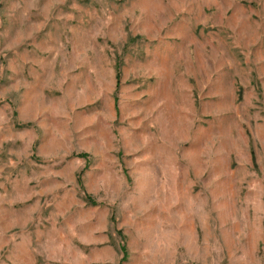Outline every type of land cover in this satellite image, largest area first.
I'll return each instance as SVG.
<instances>
[{"label": "rangeland", "instance_id": "obj_1", "mask_svg": "<svg viewBox=\"0 0 264 264\" xmlns=\"http://www.w3.org/2000/svg\"><path fill=\"white\" fill-rule=\"evenodd\" d=\"M0 264H264V0H0Z\"/></svg>", "mask_w": 264, "mask_h": 264}, {"label": "trees", "instance_id": "obj_2", "mask_svg": "<svg viewBox=\"0 0 264 264\" xmlns=\"http://www.w3.org/2000/svg\"><path fill=\"white\" fill-rule=\"evenodd\" d=\"M116 78L117 79L119 78V72L118 71L116 73ZM76 157L82 158V159H87L88 155L85 154V153H79V154L76 155ZM77 183L79 184V186H81L80 176H78V178H77ZM86 199H87V201L91 202L90 197H86ZM120 250L123 253V259H124L125 258V254H126L125 246L124 245L121 246Z\"/></svg>", "mask_w": 264, "mask_h": 264}]
</instances>
